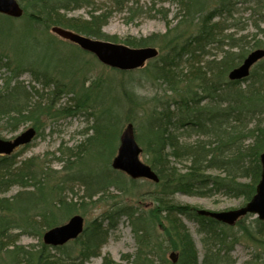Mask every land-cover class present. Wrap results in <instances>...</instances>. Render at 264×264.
Instances as JSON below:
<instances>
[{"label":"trees","instance_id":"obj_1","mask_svg":"<svg viewBox=\"0 0 264 264\" xmlns=\"http://www.w3.org/2000/svg\"><path fill=\"white\" fill-rule=\"evenodd\" d=\"M149 1L141 4V0H111L113 8L99 13L102 10L92 0H17L23 10L22 17L34 24L29 29L41 34L40 37H44L42 31L46 29L61 27L92 39L115 43V38L101 30L116 12L124 14L125 20L131 23L141 18L163 21L168 30L157 40L163 55H159L149 72L156 81L164 83L170 97H155L154 108L146 113L147 120L135 125L136 140L143 156L158 177L157 183L143 181L153 186L149 196L157 208L150 212L151 217L135 205L112 201L111 189L127 194L126 180L131 185L140 181L130 180L113 170L112 164L110 169L111 159L109 170L101 173L82 170L77 163L57 160L65 163L63 170L66 173L54 188V193L59 196L55 210L70 209L71 203L62 199V192L68 187L74 194L73 183L84 187L81 197L84 200L111 203L101 218L86 226L82 235L73 241L78 252L71 250L70 243L53 248L44 242V234L61 224L49 206L54 194L50 190L53 188L51 179L55 176L47 175L43 169L40 171L33 159L19 164V153L0 156V251H5L11 264H87L100 256L102 247L122 220L130 226L138 245L131 264H235L232 254L242 238L234 231L236 227L249 238L264 237V222L258 219L248 225L245 217L235 227H229L199 216V208L175 199L178 194L203 199L222 196L242 200L244 206L256 194L262 174L260 156L264 152V59L243 81L231 82L228 74L242 63L249 50L248 35L238 36V30L242 28L234 19L242 7L264 18V0ZM81 9L89 10L87 21L81 24L69 19L70 12ZM15 19L0 15V28L12 26L8 21ZM255 29L264 34L259 25H255ZM2 32L0 70L9 69L13 75L0 87V137L19 132L44 111L43 104L34 101L40 93L28 89L20 81L24 73H30L44 88L54 85L55 96L65 91V87L60 88L56 81L57 70L51 72L48 66L51 56L61 52L53 43L46 47L49 53L45 52L43 60L40 59L43 65L36 66L33 62L24 65L22 60L28 57L29 51L23 45L29 42L16 38V32L6 34L14 37V43L21 40V50H16L12 42L4 39L6 32ZM40 37L35 38V44L46 42ZM125 43L144 48L156 40L150 37ZM255 47L261 48L259 43ZM7 49L16 63L13 70ZM211 50H215V54L210 53ZM125 91L131 104L142 100L131 87ZM85 92L88 91L82 87L79 97L73 99L77 101L76 106L94 109L92 105H84ZM106 114L107 111L95 118L94 135L87 141L90 156H93L90 154L93 142L104 138V144H107L113 138L109 129L111 121ZM88 115L95 116V112ZM114 138L116 142L117 135ZM87 145L83 146L87 148ZM72 152L70 150L68 156L74 159L85 151ZM114 152L115 149L112 155ZM14 187L24 191L16 196L2 197ZM185 218L197 225L204 251L202 262ZM157 221L159 230L165 235L163 239L155 236ZM30 229L34 231L28 232ZM14 231L36 234L41 243L36 247L16 246L14 237L18 235ZM174 253L176 262L170 258ZM262 256L264 251L261 250L257 260L264 264ZM126 260L130 264L129 258ZM103 264L119 263L107 256Z\"/></svg>","mask_w":264,"mask_h":264},{"label":"rangeland","instance_id":"obj_2","mask_svg":"<svg viewBox=\"0 0 264 264\" xmlns=\"http://www.w3.org/2000/svg\"><path fill=\"white\" fill-rule=\"evenodd\" d=\"M92 1L95 3L96 7L102 10L99 13L113 8L111 0ZM149 2V0H141V4ZM172 11H175V8H172ZM88 12L89 10L87 9H81L70 12L68 17L73 22L82 24L84 21L88 20ZM234 20L237 21L236 23H238L242 29H244L238 30V36L248 35V54L256 49H264V34L257 33L255 29V25H259L264 29V18H261L257 14H253L249 8L242 7ZM8 22L11 23L12 26L3 24L5 26L0 28V33H3L2 31L6 32L4 34V39L12 42L14 49L21 50V40H16L14 43L13 36H6V34L10 32H16V38L29 42L28 44L23 45L29 53H26L25 50H23L28 57L25 56L22 60V64L25 65L26 62H33L36 66L43 65V63H40V59L43 60L45 52L49 53V50L46 47L53 44L55 48L57 47L61 51L60 54L57 53L56 56H51L53 58L49 61L48 66L51 68V72L55 69L57 70L55 75L58 76V80L56 81L60 83V88L62 86L65 87L63 88L65 91H62L61 93L59 92V95L55 96L54 91L56 88L54 85L44 88L40 82L34 80L30 73H24L20 78V81L24 82L28 89L40 93V96L37 97L36 95L34 101H40L43 104L44 111L33 122L27 123L23 126L19 132L15 134H4L0 138L3 140H12L28 128L33 127L37 130V138L29 146L16 152L19 153L18 162L20 164L33 159L40 171L43 169L47 175L55 176L51 179V185L53 188L50 190H52L53 193L54 188L59 185L58 182L61 181V178L64 177V174L66 173L63 170L65 163L57 161L58 159H63L74 164L77 163L76 166H82V170L91 169L97 173L106 172L109 168L111 169L112 161L117 155L120 145V136L127 125L132 123L135 127L138 123L147 120L148 114L154 108L155 97H170V93H167V87L164 83L156 81L149 72V69L152 68L151 66H153L158 58L149 62L143 69L133 72H122L102 65L94 55L83 51L78 46L60 38L52 32L51 28L42 31L44 32V37H40L41 34L29 29L30 26H33L34 24L29 21L27 17ZM167 30L168 26L159 19L152 20L141 18L131 23L125 20L124 14L116 12L101 32L109 37L115 38L114 41L116 44L125 46H128L125 43L126 41H138L154 37L156 43L151 44L148 47L158 49L161 56L163 55V52H161L162 47L160 46V41L157 40L160 39V36L165 34ZM234 33L236 34V32ZM36 37H40V39L50 43L44 42L41 45H37L34 43ZM258 43L261 48L255 47ZM7 50L9 52V63H12L10 69L13 70L16 67V63L13 60V55L10 54V50ZM210 53L215 54V50H211ZM208 58L209 57H206V59ZM48 60L46 62H48ZM12 75L13 74L9 69L2 68L0 70V87L5 85ZM82 87L88 91L85 92L87 96L83 98L84 105H92L94 109H91L89 106L80 108L76 106L77 101L73 99L79 97ZM129 87H131L137 97L142 99L140 101L142 102L141 105L139 104L140 102L131 104L130 98L125 91L128 90ZM105 111H107L106 116L111 121L109 129L110 132L113 133V138L110 139L107 144H104V138H100L98 141L93 142L90 152L93 156H90L87 152L89 150L87 141L92 135H94L93 127L96 125L95 118L97 119V117H101L102 113ZM94 112L95 116L88 115L89 113ZM147 112L148 114H146ZM121 120L123 121L122 124ZM114 135H117L116 142ZM83 145H87V148ZM114 149L115 152L112 155ZM70 150H73L72 153L74 154L78 151L85 152L84 154L82 153L79 158L76 156L73 159L68 156ZM140 159L143 163L147 164V158L145 156H141ZM109 161L110 164L108 168ZM126 183L129 186V193L124 194L121 191L111 189L109 193L112 201H117L126 205H135L151 217L150 212L157 208L153 198L149 196L151 191H153V186L150 183L143 181H140L135 185H131L127 180ZM71 186L74 188V194L68 187L62 192V199L67 203H71L70 209H54L56 206L55 203L59 200V196L56 193L52 194L53 197H51V200L49 201V206L55 212L56 218L61 223L60 225H64L71 218L79 216L85 221V226H88L94 220L101 218L102 214L110 208L111 203H90L81 198L84 195V187L81 184L73 183ZM22 191H24L22 188L14 187L2 197L16 196ZM175 199L177 202L212 212L237 210L243 206L242 200L228 199L222 196H216L212 199H203L178 194ZM255 219V217L249 216L246 218V222L249 225L250 222ZM35 220L37 221L39 218L35 217ZM184 222L193 236L199 255V261L202 262L204 251L200 236L197 234V225L186 218L184 219ZM159 225L160 223L157 221V229L155 228L154 233L157 238L163 239L165 235L163 236V233L159 230ZM161 226H163L162 222ZM33 231L34 229H30L28 232ZM234 231L238 236L242 237L241 242L235 246L232 254L236 261L235 264H261L257 260V255L261 250L264 251V237L258 239L249 238L244 232H242L240 227H236ZM14 233L15 235H18V237H14L16 246L36 247L41 243V239L38 238L36 234H28L23 231H14ZM69 247L73 251L78 248L73 242L69 244ZM137 251L138 245L134 234L128 223L125 220H122L117 231L111 235L106 244L102 247L100 256L92 258L87 264H103L104 258L107 256L119 264H127L128 260L126 259L129 258V263L131 264ZM169 254L170 253L168 252L167 256H169ZM0 264H11L5 251H0Z\"/></svg>","mask_w":264,"mask_h":264},{"label":"water","instance_id":"obj_3","mask_svg":"<svg viewBox=\"0 0 264 264\" xmlns=\"http://www.w3.org/2000/svg\"><path fill=\"white\" fill-rule=\"evenodd\" d=\"M0 14L13 17H21L23 10L17 0H0ZM52 31L64 40H67L82 50L96 56L100 63L119 71H135L141 69L145 64L158 57V50L153 47L132 49L130 47L93 40L88 37L76 34L72 31L59 27H54ZM264 58V50L259 49L250 53L242 64L229 73L231 81H242L246 79L260 60ZM36 136V131L30 128L19 134L13 140L0 139V156L11 155L20 147L32 143ZM142 150L136 141L134 127L128 125L120 137V147L118 154L113 160L112 167L125 173L132 180L158 181L157 175L149 165L140 160ZM262 174L261 180L256 188V194L252 200L244 207L221 212H211L199 210L200 216L210 217L219 223L227 226H235L236 223L248 216L253 215L264 222V153L261 155ZM84 229V222L81 217H73L68 223L47 231L44 235V242L52 247L64 246L68 242L78 238ZM170 258L176 262V254H171Z\"/></svg>","mask_w":264,"mask_h":264}]
</instances>
